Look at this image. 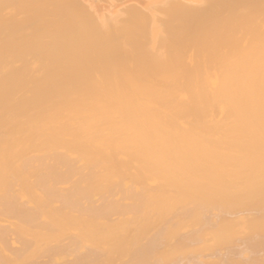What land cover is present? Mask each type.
Here are the masks:
<instances>
[{
  "label": "bare ground",
  "instance_id": "6f19581e",
  "mask_svg": "<svg viewBox=\"0 0 264 264\" xmlns=\"http://www.w3.org/2000/svg\"><path fill=\"white\" fill-rule=\"evenodd\" d=\"M26 1L21 5L17 1L18 7L12 5L14 1H11L14 8H20L17 11L13 8L11 13L9 12L13 18L18 15L15 19H20L19 12L26 9L29 3H25ZM76 1H73L74 4L70 3L72 10L70 8L71 11L65 12H72L70 15L75 12V16L80 17L79 11H83L81 15H84L85 10L78 9L85 7L88 10V13H85L87 17L81 18L90 28L95 27L93 29L96 33L92 29L93 33L89 34L97 36L103 33L100 34L103 40L100 41L99 36H94L92 38L96 40L91 39L95 41H92L91 44L94 45L91 46L85 33L90 28L85 25L88 29L84 28L85 35L81 34L79 22L75 24L73 18L67 15L70 20H66L63 15L60 16L61 21L65 20L64 23L68 24L65 25L58 19L60 27L67 26V30L63 27L64 31H68V27L72 29L65 38L62 37V30L60 33V30L58 31L60 35L55 36L57 33L54 34L52 30L50 32V28L46 29L47 32L45 29L42 31L41 25V32L38 31L40 26L37 28V32L41 34L35 32L36 34L32 35L31 30H28L30 39L35 40H25L28 43L32 41L31 47L34 49L39 46L37 51H33L36 55L30 54L32 51L29 53L31 56L28 55L30 59L34 57L35 62H28L25 60L27 54L23 52L28 53L32 48L23 36L28 34L25 30L28 29L27 25L36 30L33 23L31 25V22L27 23L25 20L32 13H24H28V7L22 12L24 17H21V20L25 21V28L19 27L24 21H18V26L15 24L12 27V16L5 15L9 14L6 8H12L9 5L10 0H6L8 5L5 0H0V4L6 6L4 8L0 5V12L5 10V17L9 16L8 20L2 19L4 15L1 13L0 19L7 20L10 24L8 26V23L0 21L3 22L0 27H4L0 28V35L4 33L2 37L11 38L10 43L15 35L17 36L18 30L21 38L20 35L17 38L25 43L22 45L23 42L20 44L21 40L15 38L13 44L7 48L4 46L5 49L0 45V53L7 49L6 57H9L8 61L4 54H0V59L5 58L6 61L0 62V264H264V30H260L264 21L254 18L257 11L253 13L249 8L248 12V6L243 4L245 0H239L244 10L247 9V16L244 15L247 17L246 21L252 17L255 19L252 20L255 22L244 23L242 21L245 20L238 19L239 16L242 17L240 13L237 18L233 17L234 20L230 17L238 11H228L225 2L219 0L223 6L216 0V5L221 4L225 7L223 8L212 5L215 4L213 0H203L201 4L205 5L211 1L212 3L208 4L212 6L208 5L207 8L203 5L202 12L206 9L216 11L214 9L217 8L219 11L222 7L224 16L219 18L220 14L216 12L215 16L218 15L216 17L219 20L215 18V21L210 12L209 16L212 18L207 19L204 15L208 13L203 15L201 9L198 11L196 8L200 12L198 14H202L199 19L202 16L205 18L204 23L211 19L214 21L208 25V37L199 41H204V45L200 46L201 43L195 41V38L201 39L203 35L205 37L206 32H200L198 36L191 34L190 27L187 28L188 31L186 25L191 26L193 23L191 29L199 33V27L198 30L193 27L197 21L184 24L182 17H179L182 21H177L180 9L175 12L170 10V6L174 4L172 2L167 7L171 0H121L123 4H128L129 8L132 7L131 9L136 7L134 13L140 16L144 14V17L147 15L146 19L149 21L146 22L144 19H137L138 14H135L136 19L133 17L135 26L138 24L140 30L137 27V30L130 29L134 24L126 22V6L116 5L118 0ZM177 1L176 6L179 8L182 6L181 0L180 6ZM182 1L194 6L199 3V0ZM257 1L260 2V7ZM257 1L255 5L259 8L256 7V10L260 12L264 0ZM60 2L66 5L64 0ZM49 3L47 4L50 5ZM57 3L55 2L53 9H58L55 10L59 11V14L60 9L61 13H65V6L59 8ZM22 4L24 9H21ZM163 4L167 9L156 7L157 16L153 12L154 8ZM48 5L43 6L44 9L41 7V10L50 11V15L47 13L52 17L55 11ZM186 6L184 5V9L188 8ZM120 7L122 11L119 10ZM191 8L193 9V6ZM135 9L145 13H139ZM157 9L160 12L169 11H163L166 15L170 12L174 13L172 16L177 15L176 18L172 17L170 23L167 21L168 25L172 22L174 30L169 29L167 24L164 26L161 22L164 18L158 20V17L164 14L156 11ZM226 11L228 18H231L228 19L230 24L227 25L231 28L235 25L240 30L248 28L256 32L262 31V34L252 33L250 30L244 32V29L239 30L244 32L242 35H236L233 30V33L228 35L229 33L220 30L219 34L225 36L219 37L217 29L220 28L217 24L222 22L223 26L226 25L227 21L223 20L226 19ZM16 12L18 14L14 17ZM44 12L41 11V15H46ZM194 13V20H197V12ZM56 14L52 17L53 22L57 20ZM189 14L192 15L191 12ZM32 17L35 18V15ZM62 17L65 19L62 20ZM92 17L94 20L90 22ZM183 17L187 20L190 18L189 15ZM15 19L14 21H17ZM121 19L131 26L120 24L121 21L124 24ZM174 19L177 26L183 23L185 26L181 25L186 31H183V26L182 31L180 28L178 31L176 24H173ZM139 20L142 23H139ZM68 21L77 26L79 36H73L74 31L76 35V29L73 25L71 27ZM184 21L187 22L186 19ZM215 22L217 23L213 24ZM207 23L204 24L206 28ZM109 24L113 29L120 25L119 27L130 31H124L123 28L116 32L112 29L110 32L114 34V38L106 30L104 32L108 35L105 33L104 38L103 30L99 28V32L96 29L98 26H106L109 31ZM142 25H148L147 28L150 29L146 30ZM163 26L168 28L167 31L160 28ZM9 27L13 31L16 29L12 37V33L9 36L11 30L6 32ZM142 28L147 31L144 30L146 40L143 35L141 38V34L135 35L141 40H135H139L138 44L142 43L141 49L146 52H135L133 48L137 45L133 42L132 33H141ZM212 28L216 30L215 34ZM211 32L217 35V39L214 35V39L211 37ZM129 33V39H133L131 43L133 42L134 46L127 43L128 48L125 41L129 39L124 34L129 36ZM169 33H175V37L170 35L172 40H168L169 35L163 36ZM177 33L185 37L196 35L191 38L196 42L194 45L191 40L196 50L190 44L189 36L180 38L182 35ZM187 33L188 35H185ZM37 34L41 35L39 41L35 38ZM117 34L126 40L122 39L123 42L121 37L119 40L116 38ZM108 38L115 40L109 39L113 40V43L108 41L104 45V39L106 41ZM177 38L182 42L179 41L180 45ZM16 40L19 41L18 44ZM99 41L100 46H96ZM114 41H121L122 49H118L120 54L118 51L115 53L114 49L117 50L118 46L115 44L114 48ZM184 41H188L192 47L185 46ZM109 42L113 45L116 57L112 53L113 50H109ZM170 42H173V45L177 43L180 47L176 45L175 48L168 44ZM158 43L165 44H159L162 46L160 47ZM94 46H105V49L112 53L109 54L104 47L100 48L106 51L102 57L107 55L108 62L103 61L105 56L104 59L101 58L102 51L93 48ZM89 47H92V50ZM125 48L130 56L124 55ZM15 49L20 54H16L18 52ZM47 49L56 52L57 62L53 64L61 63L58 57L59 60L65 58L64 60L69 59L72 62L67 61V66L65 61L61 66L52 65L54 53L49 60L52 52ZM94 50L96 52L91 53ZM12 51H16L13 52L14 57L8 55ZM44 51L51 52L48 53L49 58ZM78 52L81 55L89 53L87 57L91 55L90 59H83V56L80 59ZM142 53L144 55H141ZM38 54L42 55L44 60L42 57L35 58ZM97 54L100 55L102 63L95 59L93 64L91 57L98 58ZM131 54L135 63H139L133 65L134 61L129 58ZM67 55L70 56L66 59ZM108 55H113L112 59ZM10 56L17 60L10 62ZM120 56L124 57L122 60L127 57L132 61L131 64L126 61L129 62L127 65L125 61L120 60L122 64L119 61ZM135 57L138 58L137 61ZM154 57L156 59L153 60ZM148 58H152L150 62ZM78 59H83V63ZM113 59L118 60V63L115 61L117 65L112 64ZM89 60L92 61L90 65L80 66ZM103 62L105 65L109 64L107 69L102 65ZM68 64H71V70L67 69ZM120 64L123 69L119 68ZM91 65L94 71L90 69ZM103 66L105 71H102ZM112 66L113 68H110ZM88 68L93 74L98 73L95 76L99 78H91L89 75L92 71ZM126 73H130V76ZM119 74H122V79H119ZM70 75L80 77L72 78ZM86 75L90 78H85Z\"/></svg>",
  "mask_w": 264,
  "mask_h": 264
},
{
  "label": "rangeland",
  "instance_id": "374dc122",
  "mask_svg": "<svg viewBox=\"0 0 264 264\" xmlns=\"http://www.w3.org/2000/svg\"><path fill=\"white\" fill-rule=\"evenodd\" d=\"M1 1H3V0H1ZM11 1H12V0H10V4L8 3L9 5H11ZM13 1H14V3L12 2V5L18 7V3H19V2H20L19 5H21V3H24V1H26V0H24V1H23V0H13ZM15 1H16V2H15ZM17 1H18V3H17ZM27 1H28L29 3H28ZM27 1H26L25 3H28V4H27V5L24 4V5H26V7L23 6V4H22L21 9H22V8L24 9V7L27 9V7H28V10H27L28 13L24 11V10H26V9L23 10L24 13H26V14L28 15V14H30V12H31L32 14H31V16L29 15L31 18H30V17L27 18V17H26L27 15L25 14V15H26V16H25V17H26L25 20H27V23L31 22V23H30L31 25H32V23H33V27H34V29H36V30H32V29H33L32 26L29 27V25H27V26H28V29H26V28L24 27V24H26V23H25L24 20H21V17H24V16H23L24 13L22 14L23 11H22V12H19V11H18L19 13H21V14H19L20 19H19V17H18L19 20L15 19V18L18 16V15H17V14H18L17 12H16V14L14 15V17H15L16 15H17V16H16L15 18H13L12 14H10V13H11V11H12V9H13L14 7L11 5V6H12L11 10H10V8H8L9 6L6 8V10L8 9L6 12H8V13L10 12V13H9V14H6V13H5V15H11V16H12L11 20H12L13 23L15 22V23L13 24V23L11 22V20H10V22H11L10 24H12V27H13V25H15V24H16V27H17V26H18V24H17L18 21H24V23L21 24V26L19 25V27H23V28H25V30H26L27 33H28L30 30H31V34H32V35H33L35 32H36V33H40V32H41V26H42V31H43L44 29H45L44 31H46V29L50 28V29H48L49 31L52 30V32H54V34H55V32L57 33L55 36L60 35L59 33H60L61 30H62L63 35H62V33H61V35H62V37H64V36L69 35L70 30H72V29H69L70 27H68V31H64L65 29L67 30V26H65V25L68 24V23H67V24L64 23V21H65L64 19L66 18V20H67V19L70 20V18H73V22H74L75 24H76V22H79V23H78V27H80L81 30H82V32H81V30H80V33H81V34L83 33L84 28H85V29L87 28V27L85 26V25H87V22H86L83 18H81V17H82V16H85V18H86V17H87V16H86L87 14H85V13H88V12H86V11H88V10H86L85 7L80 6L81 4L78 5V6H79L80 8H81V7H82V8H81V9H78V10H82V9L84 8V10H85L84 15H81V14L83 13V11H82V12L79 11V13H81V14H80V17H78V15L75 16V14H74L75 12H73V15H74L75 17H74L73 15H70L72 12H71L70 14H69V13H66V12H68V10H69V11L72 10V8H71V6H70V3L72 4L73 1H76V0H67V1L64 0V3H66V5H65V4H62V2H60L61 0H60V1L52 0L53 2L50 1V0H47V2L43 1V3H41V2L38 1V0H36V1H35V0H27ZM31 1H33V2L35 1V2L33 3V2H31ZM37 1L39 2V7H38V2H37ZM65 1H66V2H65ZM204 1H205V0H204ZM204 1H203V0H202V1L199 0V3L201 4V2H204ZM211 1H212V0H211ZM211 1H209V2L212 3ZM213 1L215 2V4L212 3V5H216V3H218V2L221 1V2H223V3L225 2V3H224L225 6L228 5V6H226V7H227V10H228V9H229V10L231 9L230 12H232V10H234V12L238 11V12L235 13L236 15H234V14L231 13L232 16H230V17H232L233 20H234L233 17L236 16L235 18H237V15L240 13V14L242 15V17L239 16L238 19H241V21H242V20H245V21H242V22H244V23L255 22V21H252V20H255L254 18H259V20H260L261 22L264 21V16H262V15H264V10H263V8H264V7H263V6H264V4H263L264 1H263V0H261V2L263 1V3L261 4V6L263 5V6H262V9L260 8V9L262 10V12H261V10L259 9L260 12H261V14H260V12H258V10H256V7H258V6L255 5V2H256L257 0H256V1H254V0H251V1H250V0H247V1H246V0H245V3H243V4H245V5H244L245 7L248 6V9L251 8V11H252L253 13L257 11V13L255 14V17H254V18L252 17V19L249 18V19H250L249 21H246V18H247V17H246V16H247V12H246V11H247V9L244 10L243 6L240 5V3H241L240 1H241V0H240V1H239V0H238V1L234 0V1H236V2H239V4H235L236 2H234L233 0H229V1L226 0V1H228V3H227L225 0H224V1H222V0L219 1V0H218V2H217L216 0H213ZM232 1H233L234 3H233ZM243 1H244V0H243ZM243 1H242V2H243ZM248 1H249L250 3H249ZM253 1H254V2H253ZM7 2H8V0H7ZM48 2H50L49 4L52 6V10L55 11V13H53V16H55L54 14H56V13L59 12V11L56 12V10H58V9H56V8H55L56 10L53 9V8H54L53 6H54L55 2H56V3L58 2L57 4H58V7H59V8L65 6V10H64V12H65V11H66V12H65V13H61V12H62V9H60V10H61V12H60L61 15H60L59 13L56 14V17H55V18H56L57 20H54V22H53V19H54V18L52 19L53 16H52V17H49V15L51 14V13H49L50 11L48 12V11H46V9H45V10H41V9H42L41 7H43V6H45V5H48V4H47ZM51 2H52V3H51ZM59 2H60V3H59ZM67 2H68V4H67ZM77 2H78V1H76V3H77ZM206 2H208V1H206ZM209 2H208V3H209ZM221 2H220V3H221ZM251 2H252V3H251ZM258 2H259V1H257L256 3L258 4ZM2 3H4V2H2ZM5 3H6V0H5ZM74 3H75V2H74ZM74 3H73V4H74ZM184 3H185V2H183L182 6L179 5V6H180L179 8H176V7H175V9L172 10L173 12H175V11H177L178 9H180L178 13L176 12L177 15H179V16L175 15V16H177V21H178V20H179V21H182L183 19H184V20L186 19L187 22H185V21L183 20L184 24L190 23L191 21H192V22L195 21V23H196V21H197L196 25L194 24L195 26H193V27H196V28H195L196 30H198L197 28L199 27V33H195V32H194V29H191V28H192L191 26L193 25V23L191 24V26H188V25H190V24L186 25V26H187L186 29L190 27V32H191V34L194 33V34H197V36H198V34H200V32H203V33L206 32V33H205V34H206L205 37H203L204 35L202 36L203 39H202V38H201V39H197V38H195L196 35H195V36L193 35L194 38H195V41H198V42H199L200 40H204V38H206V36H207V31H208L209 28H210V26H209V28H208V25H209V24H212V22H214L212 19H214L215 21H217V20H219V19H218L216 16H218L219 14H220V15H219V18H222V17L224 16V15H223V14H224V13H223V12H224V11H223V8H225V7H223V6H224L223 3H221L223 6H222L221 4H220V5H219V4L216 5L217 7H218V6H222V7H223V8L221 7V9H220V10H222L221 12H220V10L218 11V8H217V9H214V10H216V11H212L211 9H208V11L211 10V11H209V12H208L207 9L205 8L206 10H205L204 12H202V10H204V6L207 7V8H209L208 5H210V4H208V3H205V5H204V3L201 4V5H198L199 3H196V4H195L196 6H194V4H191V3H187V4H186V3L184 4ZM231 3H232V4H231ZM253 3H254V6H255V7L253 6ZM259 3H260V2H259ZM6 4H7V3H6ZM6 4H5V5H6ZM8 4H7V5H8ZM32 4H34V5L36 4V5L34 6V5H32ZM40 4H41V5H40ZM43 4H44V5H43ZM52 4H53V5H52ZM57 4H56V5H57ZM59 4H60V5L62 4V5L60 6ZM190 4L193 6V9L191 8L192 6H191ZM250 4H252L251 6H253L254 8L251 7ZM0 5H2V7H4V8L6 7V6H4V4H0ZM28 5H29V6H28ZM31 5H32V6H31ZM50 5H48V7H49ZM63 5H64V6H63ZM184 5H185V6H186V5H189V6H191V7L186 6V8H187V7H188V8H187V9H184ZM203 5H204V6H203ZM212 5H210V7H211ZM235 5H238L239 8H238L237 6H235ZM258 5H259V4H258ZM51 6L49 7L50 9H51ZM69 6H70V7H69ZM72 6H76V5H72ZM78 6H77V7H78ZM216 6H215V7H216ZM241 6H242V9H240ZM2 7H0V8H2ZM19 7H20V6H19ZM58 7H57V8H58ZM67 7H68V8H67ZM181 7H183V8H181ZM199 7H201V8H199ZM213 7H214V6H213ZM215 7H214V8H215ZM259 7H260V5H259ZM259 7H258V8H259ZM4 8H3V9H4ZM39 8H40V9H39ZM44 8H45V7H43V9H44ZM46 8H47V7H46ZM70 8H71V10H70ZM75 8H76V7H75ZM194 8H195V9H194ZM196 8H198V11H199V9H201L200 11L202 12L203 15H204V13L207 12L208 15H204V17H206L207 19H208V18H209V19L212 18V17H213L212 15H214V18H212L211 21H209V20L206 21V20H205V21H206L205 23H207V22L209 21V22L207 23V28H206V26L204 25L205 23H204V21H203L205 18H203V16H202L201 18H203V19H201V18L199 19V17H200L202 14H198V13H200V12H198ZM219 8H220V7H219ZM235 8H236V9H235ZM258 8H257V9H258ZM14 9H16V8H14ZM38 9H39V11H38ZM47 9H48V8H47ZM66 9H67V10H66ZM73 9H74V8H73ZM188 9H189L190 11H189ZM17 10H20V8L16 9V11H17ZM40 10L43 11V12L45 11L46 13H45V12H44V13H45L46 15H44V16L41 15V11H40ZM48 10H49V9H48ZM78 10H77V11H78ZM184 10H185V11H184ZM186 10H187V11H186ZM191 10H193L194 12H197V13H196L197 20H194V19L196 18V17L194 18L195 13H194L193 11H191ZM195 10H196V11H195ZM225 10H226V9H225ZM229 10H228V11H229ZM235 10H236V11H235ZM14 11H15V10H14ZM29 11H30V12H29ZM180 11H181V12H180ZM244 11H245L246 13H245ZM4 12H5V10H4ZM4 12H3V10H2V12H0V15H1V13H3L2 15H4ZM39 12H40V13H39ZM47 12L49 13V15H48ZM138 12H139V11H138ZM167 12H169V11H167ZM167 12L165 11V13H167ZM184 12H186V13H184ZM189 12H191L192 15L194 14L193 17H192V15L189 14ZM210 12H211L212 14H211ZM213 12H215V13H213ZM216 12L218 13V15L215 16ZM230 12H229V13H230ZM248 12H250V9L248 10ZM252 12H251V13H252ZM12 13H13V12H12ZM14 13H15V12H14ZM14 13H13V14H14ZM33 13H35V14H33ZM38 13H39L40 15H39ZM44 13H42V14H44ZM77 13H78V12H77ZM79 13H78V14H79ZM89 13H90V12H89ZM139 13H141V12H139ZM143 13H145V12H143ZM143 13H142V14H143ZM159 13L164 14V12H160V11H159ZM170 13H172V12H170ZM170 13H168V14H170ZM179 13H181V14L183 13L185 16H186V15H187V16L189 15L190 18H188V20H187L186 17H185V18L183 17L184 15L182 16V15L179 14ZM187 13H188V14H187ZM207 13H206V14H207ZM225 13H227V11H226ZM243 13H244V14H243ZM251 13H250V14H251ZM253 13H252V15H253ZM262 13H263V14H262ZM90 14H92V13H90ZM90 14H88V16H89ZM135 14H136V12H135V13H134V12H128V13L126 14L127 17H128V15H129V16L131 15V16H130V18H127V17L125 18L126 22H133V24L136 23V22L133 20V17H134V18L136 17ZM137 14H138V13H137ZM137 14H136V15H137ZM156 14H157V16H158V13H156ZM168 14H167V15H168ZM209 14H211L212 17H210ZM231 14H230V15H231ZM240 14H239V15H240ZM248 14H249V13H248ZM5 15L2 17V19H3V18L5 19V18L9 17V16L5 17ZM33 15H35V18H36V19L32 17ZM36 15H37V16H36ZM47 15H48L49 18L47 17ZM58 15H59V16H58ZM63 15L65 16V18L63 19V17H62V20H64V21L62 22L61 19H60V16H63ZM67 15H69L70 18H69V17H66ZM132 15H133V16H132ZM143 15H144V14H143ZM143 15L140 16V15L138 14V17H139V18H137V19H141V20L144 19L143 21H145V22H146V21H149V19H146L147 15H145V17H144ZM165 15H166V14H164V15H162V16L160 15V16L158 17V20H159V21H160V19H163V18H164V19H163L164 21H161L162 23H164V26H165L166 24L168 25V24L170 23V21L173 20V18H176L175 16H172V15H174V13H172L171 15H169L170 17L167 16V15H166V16H167V17H166ZM221 15H222V16H221ZM228 15H229L228 13L225 14L226 19H223L224 21H225V20L227 21V22H226V25L224 24V26H223V25L221 24L222 22H221V23L218 22L217 25H218V27H219L220 29H219V30L217 29V32L221 30V31H223V32L226 33V34L229 33L228 35H230L231 33H233V32H231L232 30H233L234 32L237 33L236 35H242V33L247 32V31H249V30H250V32H252V33H258V32H260V31H258V32H256V31H252L251 29L248 30V28H247V30H246V29L243 28V26H242L244 23L241 24V27L243 28V30L245 29L246 31H244V32H240L242 29L240 30V28H236L235 25H233L234 29H232L233 27L231 28L229 25H227V24L229 23L228 19H229V20L231 19V18H228ZM233 15H234V16H233ZM244 15H246V16H244ZM40 16H41V17H40ZM57 16H58V17H57ZM91 16H92V15H91ZM207 16H208V17H207ZM243 16H244V17H243ZM248 16H249V15H248ZM89 17H90V16H89ZM89 17H88V19H89ZM131 17H132V18H131ZM168 17H169V18H168ZM172 17H173V18H172ZM179 17H182L183 19L180 18V19H181V20H180ZM0 18H1V17H0ZM39 18H40V19H39ZM79 18H80V19H79ZM90 18H91V17H90ZM92 18H93V17H92ZM147 18H148V17H147ZM192 18H193V19H192ZM215 18H216L217 20H216ZM8 19H9V18H7V20H8ZM14 19L17 20V21H14ZM37 19H38L39 23L41 22L42 24L37 23V22H38ZM42 19H44V20H42ZM58 19H60V21H61L63 24H65V25H62L63 27L65 26V27H64L65 29H63V27H60L61 23H60V25H59L58 22H60V21H59ZM88 19H86V20L88 21ZM127 19H128V20H127ZM130 19H131L132 21H131ZM135 19H136V18H135ZM167 19H168V20H167ZM238 19H237V20H238ZM7 20L4 21V20H1V19H0V21L6 22V24L8 23L7 25L10 26V24H9V22H7ZM35 20H36V21H35ZM74 20H75V21H74ZM76 20H77V21H76ZM93 20H94V18H93L92 20L90 19V22L93 21ZM121 20H123V19H121ZM125 20H123V22H124ZM158 20H157V21H158ZM174 20H175V21H174L173 24H176V19H174ZM198 20H199L200 22H198ZM223 20L221 19V21H223ZM247 20H248V19H247ZM28 21H29V22H28ZM71 21H72V19H71ZM167 21H169V23H168ZM188 21H189V22H188ZM201 21H203V24L201 23ZM241 21H240V22H241ZM260 21H259V23H260ZM3 22H0V24L3 23ZM66 22H67V21H66ZM68 22H69V21H68ZM73 22H69L70 25H71V27H72V25H73V24H72ZM85 22H86V23H85ZM90 22L88 21V24H89ZM94 22H95V21H94ZM94 22H93V23H94ZM161 22H160V23H161ZM166 22H167V23H166ZM230 22H231V21H230ZM232 22H233V21H232ZM242 22H241V23H242ZM256 22H257V20H256ZM19 23H20V22H19ZM93 23H92V25H94ZM95 23H96V22H95ZM137 23H138V22H137ZM139 23H142V21L140 22V20H139ZM147 23H148V22H147ZM147 23H146V24H147ZM178 23H179V22H178ZM180 23H181V22H180ZM180 23H179V24H180ZM216 23H217V22H215V23H213V24H216ZM223 23H224V22H223ZM233 23H234V24H237L235 21H234ZM233 23H232V24H233ZM43 24H44V26H43ZM47 24H48L49 26H48ZM56 24H58V26H56ZM75 24H74L73 26H74L75 29H76L77 26H75ZM120 24H122V25H124V26H125V24L130 25V23H125V22H124V24H123L122 21H121ZM181 24H183V23H181ZM181 24L178 25V26H177V24H176V27L178 28V31H179V28H180V31H182V30H181V26H183L184 24H183V25H181ZM199 24H201V25H199ZM219 24H220V26H219ZM229 24H230V23H229ZM238 24H239V23H238ZM252 24H253V23H252ZM40 25H41V26H40ZM46 25H47V26H46ZM79 25H80V26H79ZM89 25H91V24H89ZM128 25L125 26V27H128ZM136 25L138 26V24H136ZM140 25H141V24H140ZM140 25H139V26H140ZM144 25H145V24H144ZM144 25H142V26H144ZM148 25H149V24H148ZM148 25H146V27L144 26L145 29L147 28ZM239 25H240V24H239ZM246 25H247V24H246ZM256 25H258V24L256 23ZM0 26H1V25H0ZM4 26H5V25H4ZM27 26H26V27H27ZM38 26H40V30H38V31H40V32H37V28L39 29ZM45 26H46V27H45ZM68 26H69V25H68ZM87 26H88V25H87ZM95 26H96V25H95ZM110 26H111V24H109V28L112 27V26H111V27H110ZM116 26H117V27H114V29H113V28L109 29V31H108V29H106V28H107L106 26H103V27L98 26V29H96V31L99 30V28H101V29L103 30V32L107 30V32H109V34H111V36L113 35V37H114V34L111 33L110 30L113 29V30H115V31L117 32V31L123 30V28H124V27H122V28L119 27L120 25H119V26L116 25ZM130 26H131V25H130ZM130 26H129V28H130ZM137 26H135V24H134V27L131 26L130 29H132V28L134 29V28L137 27ZM164 26H163V27H160V28H162L163 30L167 31V30H166L167 27H164ZM174 26H175V25H174ZM184 26H185V25H184ZM184 26L182 27V28H183V31H186V30H184ZM222 26H223V27H222ZM228 26H229V27H228ZM231 26H232V25H231ZM236 26H237V25H236ZM252 26H253V25H252ZM252 26H251V27H252ZM19 27H18V28H19ZM44 27H45V28H44ZM53 27H54V28H53ZM56 27H58L59 29H57ZM74 27H73V28H74ZM88 27H89V26H88ZM105 27H106V28H105ZM169 27H170V28H169ZM213 27H215V25H214ZM221 27H222V28H221ZM248 27H250V26H248ZM254 27H256V26L254 25ZM0 28H4L3 25H2V27H0ZM18 28H17V29H18ZM23 28H20V29L23 30ZM55 28H56V29H55ZM60 28H61V29H60ZM89 28H90V27H89ZM93 28H95V27H93ZM93 28H90V29L87 28L88 31H87V30H86L87 32L84 31V32L86 33V36H88V38H87V37H85V38L88 39V44L90 43L91 46L94 45V44H91V43L95 42V41H93V40H92V41H93V42H92L91 39H95V40H96V38H92V37H94V36H96V35H93V34H92L93 36H91V34H89V32H90V33H91L92 31L94 32V29H93ZM104 28H105V29H104ZM137 28H139V27H137ZM137 28H135V29L137 30ZM140 28H141V27H140ZM140 28H139V30H140ZM168 28L174 30V27H172V22H171L170 25H168ZM168 28H167V29H168ZM200 28H202V29L200 30ZM216 28H217V27H215V29H216ZM223 28H226V30L223 29ZM258 28H259V26H258ZM263 28H264V23L261 25L260 30H264ZM5 29H8V28H5ZM13 29H15V28H13ZM29 29H30V30H29ZM92 29H93V30H92ZM130 29L127 30V28H124V31H128V32H129ZM145 29H144V30H145ZM147 29H150V27H148ZM147 29H146V30H147ZM175 29H176V28H175ZM212 29H213V28H212ZM212 29H210V31H211ZM222 29H223V30H222ZM252 29L255 30V29H257V28H255V29L252 28ZM1 30H2V29H1ZM1 30H0V32H2ZM10 30H11V28L9 27V30H8V31L5 30V31L8 33ZM22 30H21V31H22ZM28 30H29V31H28ZM59 30H60V31H59ZM91 30H92V31H91ZM139 30H138V31H139ZM144 30H143V28H142L141 33L136 32V31H135V32H136L137 34L132 33L133 36H134V37H133V39H134L133 42H134V44L137 45V46H134V45L132 44L133 42L131 43V40H133V39H131V40L129 39V38H131V37H130V36H131L130 33H129V36H127V34H126V35L124 34V36H125L127 39H129L128 41H130V42H128V41L126 42V41H125L126 45H128L129 43H130L131 45H133V46H134L133 49H134L135 52H136L137 50H138L139 52H146V51L143 50V48L141 49V46H140V45L142 44V43H141L142 41L140 42L141 44H138V43H139L138 41L141 40L140 38H138L139 34H141V35H140L141 38H142V35H143L144 40H146V39H145L146 35H144L146 30H145V31H144ZM173 30H168V31L171 32V31H173ZM187 30L189 31V29H187ZM192 30H193V31H192ZM239 30H240V31H239ZM243 30H242V31H243ZM5 31H3V32H5ZM11 31H12V32H11ZM11 31H10V33H9V36H10V34L12 33V35H11V37H12L13 34L15 35L14 32L16 31V29H15V31H13V30H11ZM49 31H48V32H49ZM58 31H59V33H58ZM77 31H78V30L76 29V35H74V32H75V31L73 32V36H77V35L79 36L80 33H77ZM115 31H113V32L116 34ZM210 31H209V32H210ZM213 31H214V34H215L216 30L213 29L212 32H213ZM221 31H220V32H221ZM16 32L18 33L17 36L20 35V33H19L20 31L18 32V30H17ZM46 32H47V31H46ZM50 32H51V31H50ZM93 32H92V33H93ZM99 32H101V30H99ZM107 32H104V35H105V33H106V35H108ZM132 32H133V30H132ZM146 32H147V31H146ZM196 32H197V31H196ZM212 32H211V34H212L211 37L213 38V35H214V34H213ZM261 32H262V31H261ZM261 32H260V33H261ZM24 33H25V32H24ZM24 33H23V34H24ZM27 33H26V34H27ZM36 33H35V34H36ZM94 33H95V32H94ZM142 33H143V34H142ZM2 34H4V33H2ZM2 34L0 35V42H1L0 45H3V46H2L3 49L7 48L8 45L10 46V44H13L15 38H17V36L15 35V37H14L13 40L11 41L12 43H11V42L9 43V40H10L11 38L9 39V38H6L5 36L2 37ZM31 34H30V33H28L27 35L24 34V36H23L24 38H23V39H24V40H25L26 38H29V39H30ZM40 34H41V33H40ZM40 34H37L36 36L34 35L35 38H36L37 40H38L39 37H41ZM65 34H66V35H65ZM71 34H72V33H71ZM83 34H84V33H83ZM88 34H89V35H88ZM95 34H96V33H95ZM97 34H98V33H97ZM100 34L103 35V33H100ZM100 34H98L97 36L100 37ZM173 34H174V35H173ZM173 34H172V33H171V34L169 33V34H164L163 36L165 37V35H166V36L168 37V35H169V37H168L169 39L166 38V40H167V39H168V40H170V39L172 40V38L170 37V35H171L172 37H175V33H173ZM177 34L179 35V34H181V33H177ZM189 34H190V33H189ZM217 34H218V36L220 37L221 33L219 34V32H218ZM261 34H262V33H261ZM6 35H7V34H6ZM84 35H85V34H84ZM84 35H82V36L84 37ZM106 35L104 36V38L106 37ZM117 35H118V34H117ZM135 35H138V36L135 37ZM178 35H177V37L179 38L180 35H179V36H178ZM181 35H182V34H181ZM185 35H188V33L185 34ZM201 35H202V33H201ZM258 35H259V34H258ZM258 35H255V37H257ZM97 36H96V37H97ZM111 36H109V37H111ZM115 36H116V35H115ZM183 36H184V35H182L180 38H183ZM188 36L190 37V35H188ZM188 36H186V37L189 38ZM193 36L191 35V37L189 38V39H190V40H189V41H190V44H192V41H194V38L191 39ZM199 36H200V35H199ZM214 36H215V35H214ZM216 36H217V35H216ZM216 36L214 37L215 39H217ZM221 36H225V35L222 34ZM1 37H2V38H1ZM4 37H5V38H4ZM99 37H98V38H99ZM101 37H102V36H101ZM101 37L99 38L100 41L103 40V38H102V40H101ZM119 37H121V35H118V37H116V38H118V39L120 40ZM125 37H121V40H122V39H125V40H126ZM184 37H185V36H184ZM186 37H185V38H186ZM200 37H201V36H200ZM207 37H208V36H207ZM219 37H218V38H219ZM20 38H21V35H20ZM64 38H65V37H64ZM89 38H90V39H89ZM98 38H97V39H98ZM114 38H115V37H114ZM114 38H108L106 41H105V39H104L103 44L105 45L106 42H108V41H110V42L113 43V40H115ZM135 38H138L139 40L137 41V40H135ZM178 38H177V40H178V41H177L178 44H179V41H180V43H182L181 40H179ZM198 38H199V37H198ZM209 38H210V37H209ZM214 38H213V39H214ZM5 39H7V41H6ZM17 39H19V37H18ZM29 39H28V40H29ZM109 39H113V40L111 41V40H109ZM118 39H116V40H118ZM173 39H174V38H173ZM207 39H208V38H207ZM207 39H206V40H207ZM210 39H211V38H210ZM19 40H21V39H19ZM26 40H27V39H26ZM26 40H25V42L28 43ZM30 40H35V39L33 38V39H30ZM30 40H29V42H30ZM37 40H36V41H37ZM142 40H143V39H142ZM183 40H184V39H183ZM191 40H192V41H191ZM206 40H205V41H206ZM211 40H212V39H211ZM211 40H210V41H211ZM16 41H17V40H16ZM38 41H39V40H38ZM38 41H37V42H38ZM97 41H98V40H97ZM97 41H96V42H97ZM100 41H99V43H97L96 46H100V45H99V44H101ZM122 41H123V40H122ZM136 41H137V43H136ZM195 41L193 42L194 45H195V43H196ZM208 41H209V39H208ZM7 42H8V43H7ZM22 42H23L22 45H25L24 41H22V40L20 41V44H21ZM31 42H32V41H31ZM31 42L28 43V44L30 45V47H31V45L33 44V43H31ZM85 42H86V41H85ZM110 42H109V44H110V46H111V49L109 48L110 46H108L109 50L111 51V50H113L116 46H118L117 50H116V49H114V50L116 51L115 53H118V52H119V54H120V51H121V49H122V48H121L122 46L120 47V45H121L120 42H121V41L118 42V43H117L116 41H114V44H113V45H114V48H113L112 43H110ZM123 42H124V41H123ZM175 42H176V41H175ZM202 42H204V41H202ZM202 42H199V44L201 43L200 46H201V45H204V43H202ZM18 43H19V41H17V44H18ZM38 43H39V42H38ZM38 43H37V44H38ZM82 43H83V42H82ZM82 43H81V44H82ZM127 43H128V44H127ZM143 43L145 44V42H143ZM184 43H185V46L188 45L187 47H189V48L193 46V44H192V46H190V45L188 44V43H189L188 41H187V43L184 41ZM40 44H41V43H39V45H40ZM85 44H86V43H85ZM88 44H87V46H89ZM115 44H116V46H115ZM122 44H123V43H122ZM159 44H161V45L164 46L165 43H158V45H159ZM168 44H169V45H171V44L173 45V42H170V43H168ZM174 44L177 45V43H174ZM205 44H206V43H205ZM209 44H210V43H209ZM211 44H212V45H215V44H217V45H223V44H220V43H215V44H214V43H211ZM211 44H210V45H211ZM235 44H237V43H235ZM235 44H233V45H235ZM239 44H240V43H239ZM29 45H28V46H29ZM123 45H124V44H123ZM126 45H125V46H126ZM161 45H159V46L162 47ZM176 45H173V46L176 48ZM179 45H180V44H179ZM196 45H197V47H200V46H198V44H196ZM207 45H208V44H207ZM217 45H216V46H217ZM237 45H238V44H237ZM4 46H5V48H4ZM16 46H18V45H16ZM34 46H35V45H34ZM37 46H38V45H37ZM37 46H35V47H36L35 49H34V47L32 46V47H31L32 50H29V52H28V50L25 48V49L27 50V52H28V53H26L25 51L23 52V54H27V55H26V58H25L26 61H28V62H32V61L34 60V57H33V58L31 57V59H30V57H29L28 55H30V54H32V55L35 54V52L33 53V51H35V50L37 51V50H38ZM80 46H82V45H80ZM144 46H148V45H144ZM166 46H168V45H166ZM205 46H206V45H205ZM205 46H204V47H205ZM25 47H26V46H25ZM38 47H39V46H38ZM85 47H86V46H84L83 49H85ZM102 47H104V50L107 49V48L105 49V46H102ZM102 47H100V48H102ZM135 47H137L138 49L135 48ZM142 47H143V46H142ZM177 47H178V45H177ZM179 47H180V46H179ZM179 47H178V48H179ZM181 47H182V46H181ZM183 47H184V46H183ZM187 47H184V48L186 49ZM195 47H196V46H195ZM204 47H203V49H204ZM206 47H207V46H206ZM213 47H214V46H213ZM2 48L0 47V49H2ZM87 48H88V47H87ZM91 48H92V47H89V49H91ZM93 48H95V46H94ZM96 48L98 49L99 47H96ZM96 48H95V49H96ZM100 48H99V50L102 51V53H101L100 55H101V58H103L105 55H104L103 57H102V55L105 54L106 51L108 52V50L104 51V50H101ZM128 48H129V45H128ZM131 48H132V46H131ZM131 48H130L129 50H131ZM207 48H208V47H207ZM118 49H120V51H118ZM187 49H188V48H187ZM193 49H194V46H193ZM197 49H199V48H197ZM200 49H201V48H200ZM15 50L18 52L17 49H15ZM43 50H44V49H43ZM47 50H48V49H47ZM86 50H88V49H86ZM86 50H85V51H86ZM91 50H92V49H91ZM114 50H113V52H112L113 55H115ZM126 50L128 51V49L125 48V50H124V51H125V54H124V55L126 56V54H128V56H130V55H129L130 53H129V52L126 53V52H127ZM190 50H191V49H190ZM194 50H196V49H194ZM16 51H12V53H9L8 55L11 54V55L14 57L15 54H13V52L16 53ZM31 51H32V52H31ZM39 51L41 52V49H39ZM48 51H51V52H52V53L50 52L51 55H49L50 53H49ZM48 51H44V52L46 53V57L49 58V56H50L49 60L52 59L51 56H52V54L54 53V54H53V56H54L53 59H55V61H53V59L51 60L52 65H54V66H58V65L61 66V64H62L63 61H65V63H66L67 61L70 62V60L67 59V57H69L70 55L65 56L66 59H67V61L64 60L65 58H63V59L60 58V60H59V57L57 56V57H58V61H60L61 63L58 62V63H59L58 65H57V63H56V64H53V63L57 62V61H56L57 58H55V55H56L55 53H56V52L53 51V50H51V49H49ZM100 51H99V53H100ZM117 51H118V52H117ZM131 51H132V50H131ZM138 51H137V52H138ZM199 51H200V50H199ZM0 52H1V51H0ZM2 52H3V53H0L1 56L4 54L5 57H6V53H5V52H8V50L6 49V50H4V51H2ZM30 52H31V53H30ZM44 52H42V55H44V57H45V54H43ZM81 52H82V51H81ZM86 52H87V51H86ZM86 52H84V53H86ZM88 52H89V51H88ZM93 52H96V51L94 50V51H92L91 53H93ZM135 52H134V54H135ZM29 53H30V54H29ZM48 53H49V54H48ZM78 53H79V52H78ZM89 53H90V52H89ZM89 53H88V54H89ZM97 53H98V52H97ZM108 53H109V54H112L111 52H108ZM121 53H122V52H121ZM123 53H124V52H123ZM131 53H132V52H131ZM16 54H20V52H18V53H16ZM36 54H37V53H36ZM36 54H35V55H36ZM79 54H80V53H79ZM82 54H83V53H82ZM88 54H83V55L80 54V56H79V55H77V56H78L79 58L83 56V59H90L89 57H90L91 55H90L89 57H87ZM132 54H133V53H132ZM132 54H131V55H132ZM136 54H138V53H136ZM42 55H39V54H38L35 58H39V59H41L40 57H42V59L44 60V57H43ZM48 55H49V56H48ZM57 55H58V54H57ZM84 55L86 56V58H84ZM97 55H98V58H94V56L91 57V58H93V59H92L93 64H94V62L96 61L95 59H98L97 62H101V60H100V55H99V54H97ZM113 55H112V56H113ZM141 55H144V54L142 53ZM145 55L148 56V53H146ZM12 56H10V58H11V59H10V62H12V61H14V60H17V59H14ZM30 56H31V55H30ZM38 56H39V57H38ZM60 56H61V55H60ZM77 56H76V57H77ZM109 56H110V55H108V57H109ZM112 56H110L111 59H112ZM122 56H123V55H122ZM146 56H145V58H146ZM27 57H29V59H28ZM46 57H45V59H47ZM61 57H63V56H61ZM95 57H97V56H95ZM106 57H107V55L105 56V60H103L104 58H103L102 60L108 62V61L106 60V59H107ZM115 57H116V55H115ZM117 57H118V56H117ZM120 57H121V56H120ZM132 57H133V55H132L131 57H129V58H132ZM137 57H138V56H137ZM142 57H143V56H142ZM6 58H7V57H6ZM70 58H72V56H71ZM73 58H74V57H73ZM4 59H5V58L0 59V62H4V63H6V61H5ZM8 59H9V57L7 58V60H8ZM80 59H81V58H80ZM80 59H78V60L80 61ZM83 59H82V60H83ZM122 59H124V57H121V59L119 58V61H120V60H121L122 62H124V61H125V62H126V61H129V59H128L127 57H126V60H122ZM134 59H136V57H135ZM140 59H142V58H140ZM146 59H147V58H146ZM150 59H152V58H148L149 62L151 61ZM154 59H156V58L154 57L153 60H154ZM11 60H12V61H11ZM19 60L21 61V60H23V59H19ZM25 60H24V61H25ZM36 60H37V59H36ZM71 60H73V59H71ZM82 60H81V61H82ZM94 60H95V61H94ZM113 60H114V59H113ZM130 60H131V59H130ZM132 60H133V58H132ZM137 60H138V58L136 59V61H137ZM8 61H9V60H8ZM26 61H25V62H26ZM37 61H38V60H37ZM40 61H41V60H40ZM76 61H77V60H76ZM81 61H80V62H81ZM86 61H88V60H86ZM92 61L89 60L88 63H85V61H84V64L81 65V64L83 63V61H82V63L80 64V66L90 65V64L92 63ZM115 61H117V63H118V60H117V59L113 61L114 63H112V61H111V63H112L113 65H114V64L117 65V63H116ZM121 61H120V62H121ZM133 61H134L133 65L139 63V61H138L137 63H135V60H133ZM143 61H144V60H142V63H143ZM33 62H35V60H34ZM44 62H45V61H44ZM49 62H50V61H49ZM51 62H50V64H51ZM71 62H72V61H71ZM71 62H70V63H71ZM80 62H79V63H80ZM106 62H105V63H106ZM120 62H119V63H120ZM122 62H121V63H122ZM129 62H130V64H131L132 61H129ZM129 62H126L127 65H128ZM152 62H154V61H152ZM40 63H42V62H40ZM47 63H48V62H46V64H47ZM67 63H68V62H67ZM67 63H66V66H67ZM73 63H75V61H74ZM73 63H72V64H73ZM101 63H102V62H101ZM146 63H148V62H146ZM42 64H44V63H42ZM76 64H77V63H76ZM76 64H75V65H76ZM107 64H108V63H107ZM112 64H111V65H112ZM122 64H123V63H122ZM130 64H129V65H130ZM148 64H150V63H148ZM148 64H147V65H148ZM48 65H49V63H48ZM52 65H49V66L52 68V67H53ZM62 65H63V64H62ZM69 65H71V64H68V66H69ZM73 65H74V64H73ZM75 65H74V66H75ZM95 65H96V64H95ZM102 65L105 66V69H107L106 66L109 67V64H108V65H105L104 62H103ZM139 65H140V64H139ZM139 65H138V66H139ZM66 66H64V67H66ZM74 66H72V68H73ZM76 66H79V64L76 65ZM104 66L102 67V71H105ZM118 66H119V68H120V67H121V64L118 65ZM130 66H131V65H130ZM150 66H152V65H150ZM98 67H99V66H97V68H98ZM115 67H116V66H115ZM115 67H114V68H115ZM125 67H127V66L125 65ZM51 68H50V69H51ZM69 68H70V69H69ZM74 68H75V67H74ZM76 68H78V67H76ZM100 68H101V67H100ZM110 68H113V66L110 67ZM110 68H108V69H110ZM116 68H117V67H116ZM132 68H133V67H132ZM55 69H56V68H55ZM60 69H63V68H60ZM64 69H66V68H64ZM67 69L71 70V66L67 67ZM86 69H87V68H86ZM90 69H92V65H91V68H90ZM90 69L88 68L89 71H92V70L94 71V68H93L92 70H90ZM103 69H104V70H103ZM117 69H118V68H117ZM120 69H123V68H120ZM134 69H135V67H134ZM130 70H131V68H130ZM132 70H133V69H132ZM93 71H92V74H93ZM106 71H107V70H106ZM115 71H116V70H115ZM117 71H118V70H117ZM137 71H138V70H137ZM130 72H131V71H130ZM117 73H118V72H117ZM92 74L89 75L91 78H93V77H95V78H96V77L99 78V76H95V75H98V73H97V74L95 73V74H93V75H92ZM99 74H100V72H99ZM103 74L105 75V73H102V75H103ZM126 74H127V73H126ZM126 74L124 75V77L126 76ZM102 75H101V76H102ZM111 75H112V74H111ZM117 75H118V74H117ZM117 75H116V76H117ZM127 75H128V74H127ZM132 75H135V74H132ZM56 76H57V75H56ZM63 76H64V75H63ZM63 76H62V77H63ZM66 76H67V75H66ZM70 76H71V75H70ZM89 76L86 75V76H84V77L87 78V77H89ZM105 76L107 77V75H105ZM108 76H109V75H108ZM116 76H115V78H117ZM128 76H130V73H129ZM64 77H65V76H64ZM71 77H72V76H71ZM74 77H77V75L73 76L72 78H74ZM79 77H80V76L78 75L77 78H79ZM90 77H89V78H90ZM102 77H104V76H102ZM149 77H151V76H149ZM56 78H57V77H56ZM68 78H69V77H68ZM85 78H84V79H85ZM133 78H134V77H133ZM102 79H103V78H102ZM112 79H114V78H112ZM119 79H122V74H119Z\"/></svg>",
  "mask_w": 264,
  "mask_h": 264
},
{
  "label": "crops",
  "instance_id": "0c3cea01",
  "mask_svg": "<svg viewBox=\"0 0 264 264\" xmlns=\"http://www.w3.org/2000/svg\"><path fill=\"white\" fill-rule=\"evenodd\" d=\"M103 1H104V2H108V1H110V0H106V1L103 0ZM111 1H114V0H111ZM168 1H170V0H168ZM168 1H167V2H168ZM176 1H177V0H176ZM176 1H175V0H171V1L168 3V6H167V7H169V6L172 4V2L175 4V5L172 4V5L170 6L171 9L168 8V10H169V9H170V10H173V9H175V7L178 8V7L176 6ZM116 2H117L116 5H118V6H124V5L126 6L127 11H126V9H125V11H126V13L124 12L125 15H126L128 12H133L134 8H136V7H134L133 9H131L132 7L129 8V7L127 6L128 4H127V5H126L125 3L123 4V2H121V0H120V1L118 0V1H116ZM180 2H181V4H183V1H182V0H181ZM170 3H171V4H170ZM165 4H166V3H165ZM165 4H163V5H156L155 8H154V11H153V12H155L156 7H157V8H162V7H164L163 9L166 10L167 7H165V6H166ZM181 4L179 3V0H178V1H177V5H181ZM120 8H121V7H120ZM124 8H125V7H123V9H124ZM119 10L122 11V8L119 9ZM137 10H138V9H137ZM137 10L135 9V11H137ZM158 10H159V9H157L156 11H158ZM165 10H163V11H165ZM123 11H124V10H123ZM138 11H139V10H138ZM161 11H162V10H161ZM163 11H162V12H163ZM140 12H145V11H142V10H141ZM158 12H159V11H158ZM155 13H156V12H155ZM125 17H126V16H125Z\"/></svg>",
  "mask_w": 264,
  "mask_h": 264
}]
</instances>
